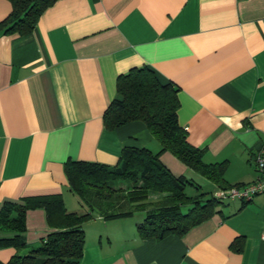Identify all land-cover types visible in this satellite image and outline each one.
I'll return each instance as SVG.
<instances>
[{
  "label": "crops",
  "instance_id": "crops-1",
  "mask_svg": "<svg viewBox=\"0 0 264 264\" xmlns=\"http://www.w3.org/2000/svg\"><path fill=\"white\" fill-rule=\"evenodd\" d=\"M9 9L0 0V20ZM142 64L177 87V120L203 161L224 160L229 183L259 176L264 0H54L30 31L0 33V203L60 192L66 209H82L67 194L66 160L113 164L125 146L157 150L140 120L112 129L101 120L116 75ZM158 157L174 175L217 187L168 150ZM137 213L85 219L78 264H264V192L226 199L160 238L138 234ZM25 227L38 242L42 208L26 211ZM11 252L0 247V262Z\"/></svg>",
  "mask_w": 264,
  "mask_h": 264
},
{
  "label": "trees",
  "instance_id": "trees-1",
  "mask_svg": "<svg viewBox=\"0 0 264 264\" xmlns=\"http://www.w3.org/2000/svg\"><path fill=\"white\" fill-rule=\"evenodd\" d=\"M53 1L9 0L10 9L0 20V33L30 31L40 12ZM114 86L115 95L101 113L103 126L112 129L140 120L158 141V149L122 147L113 164L66 160L65 184L77 196L82 209H66L60 192L3 200L0 247H11L12 252L0 264H78L84 235L82 222L94 215L110 218L139 211L140 218L135 221L138 234L160 238L168 233H183L210 216L226 199L246 200L252 196L222 198L211 190L188 195L185 184H194L193 181L174 175L160 161L159 153L168 150L219 189L244 183L227 182L223 177L225 161H203V148L188 142L186 130L177 120L178 89L170 80L159 82L153 71L142 64L118 73ZM150 193L154 198L148 197ZM34 208H42L48 229L38 242L31 243L25 240V213Z\"/></svg>",
  "mask_w": 264,
  "mask_h": 264
},
{
  "label": "built area",
  "instance_id": "built-area-1",
  "mask_svg": "<svg viewBox=\"0 0 264 264\" xmlns=\"http://www.w3.org/2000/svg\"><path fill=\"white\" fill-rule=\"evenodd\" d=\"M254 164L259 172V176L251 181L230 186L217 192L222 198L225 197H243L248 198L253 194L264 192V148L259 147L254 155ZM261 235L264 237V227Z\"/></svg>",
  "mask_w": 264,
  "mask_h": 264
},
{
  "label": "rangeland",
  "instance_id": "rangeland-1",
  "mask_svg": "<svg viewBox=\"0 0 264 264\" xmlns=\"http://www.w3.org/2000/svg\"><path fill=\"white\" fill-rule=\"evenodd\" d=\"M192 179V178H191ZM192 181H193V183L194 184H186L185 185V187H184V192L186 193V194H188V195H193V194H195V193H198V192H201V191H209V189L213 192V194L214 195H217V189H219V188H214V185L213 186H211L210 188H209V186H204V185H202L201 184V182L200 181H195V180H193L192 179ZM213 184V183H212ZM202 185V186H201ZM64 194V193H63ZM67 194L68 195H71V199L73 200V201H76V198H77V196L75 197L72 193H69L68 191H67ZM67 195V196H68ZM61 196H63V195H61ZM154 194L153 193H150L149 194V198H154ZM63 198V197H62ZM65 206V205H64ZM68 207V206H67ZM66 207V208H67ZM137 212H139V211H135L134 213L135 214H138Z\"/></svg>",
  "mask_w": 264,
  "mask_h": 264
}]
</instances>
